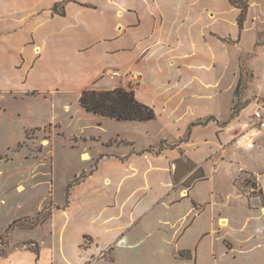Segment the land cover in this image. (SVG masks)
Listing matches in <instances>:
<instances>
[{"label":"crops","instance_id":"obj_1","mask_svg":"<svg viewBox=\"0 0 264 264\" xmlns=\"http://www.w3.org/2000/svg\"><path fill=\"white\" fill-rule=\"evenodd\" d=\"M241 13L230 0H0V93L47 94L55 111L62 108L75 120L77 110L85 111L80 104L85 90L125 88L157 115L148 122L99 116L100 125L122 122L148 139L99 138V145L89 147L97 157L95 168L68 184L67 201L46 220L47 236L31 239L34 249L28 245L1 255L0 264H92L99 253L128 241L136 221L159 209L176 214L167 221L171 229L200 218L208 202L195 191L202 181L212 183L218 169L236 165L234 188L243 172L264 178V169L253 170L243 160L251 152L256 160L262 157L264 134L252 151L228 146L263 107L256 104L243 124L233 106L239 86L229 48L241 46L247 25L240 26ZM260 39L257 51L264 50ZM111 71L137 73L141 82L132 88L129 78L111 77ZM253 71L257 88L263 86ZM51 120L59 123L56 114ZM115 138L121 142H111ZM220 186L211 185L212 194L221 193ZM187 200L192 204L182 215ZM263 248L260 259L239 264H264Z\"/></svg>","mask_w":264,"mask_h":264},{"label":"rangeland","instance_id":"obj_2","mask_svg":"<svg viewBox=\"0 0 264 264\" xmlns=\"http://www.w3.org/2000/svg\"><path fill=\"white\" fill-rule=\"evenodd\" d=\"M253 2L255 5H251ZM248 4L249 11L251 6L253 9L243 23L247 25L241 46L229 48L230 60L236 68L235 87L239 86L238 90L235 88L233 106L238 110L235 114L242 113L241 123L256 104L264 107V91L258 90L264 87V50L257 51L259 42L254 49L259 37L260 42L264 40V0H249ZM253 69L258 75L257 82L263 86L257 88ZM129 85L136 87L133 83ZM42 95L18 97L0 93V256L28 245L34 249L36 245L31 239L41 241L47 236L51 225L46 220L67 201L69 185L75 179L81 181L87 171L95 168L97 157L89 147L99 145V138L108 140L121 134L125 138L140 137V142L148 139L122 122L108 119L100 125L98 115L82 109L76 114V109H72L71 114L76 118L71 120L62 108L53 109L50 99L44 98L47 94ZM263 107L258 110L264 114ZM54 114L61 125L51 120ZM240 129L236 130V136ZM236 139L228 146L241 150ZM111 142L121 141L115 138ZM259 143L264 146V137ZM84 154H89L91 161L82 160ZM253 154L243 160L251 169L263 171L264 154L259 160L254 159ZM225 160L229 165L228 158ZM235 172L236 165L224 166L214 172L212 183L202 181L197 187L196 196L200 194L208 207L196 221L193 216L171 229L167 221L176 214L159 209L146 220L136 221L128 241L99 253L92 264H195L196 259L201 264L222 261L239 264L248 257L253 261L260 259L264 245L257 243L264 242V178L243 172L234 188L231 176ZM211 185L214 188L221 185L223 191L218 193L215 189L212 194ZM22 186L24 190L20 191ZM261 186L263 192L255 195L254 188ZM238 187L249 197L242 195ZM190 204L189 200L183 203L182 215ZM212 223L217 229L214 235ZM259 227L262 229L258 235ZM249 237L251 242L246 241Z\"/></svg>","mask_w":264,"mask_h":264},{"label":"trees","instance_id":"obj_3","mask_svg":"<svg viewBox=\"0 0 264 264\" xmlns=\"http://www.w3.org/2000/svg\"><path fill=\"white\" fill-rule=\"evenodd\" d=\"M230 1L242 10L239 20L242 27L248 13L249 0ZM80 104L87 113L118 121L148 122L157 117L154 108L140 102L133 90L125 88L104 91L85 90L80 98Z\"/></svg>","mask_w":264,"mask_h":264},{"label":"built area","instance_id":"obj_4","mask_svg":"<svg viewBox=\"0 0 264 264\" xmlns=\"http://www.w3.org/2000/svg\"><path fill=\"white\" fill-rule=\"evenodd\" d=\"M109 76L114 78L127 77L131 83L135 85H138L141 82V76L134 72L123 74L120 71H111ZM263 134L264 114L260 110H257L253 115V122L249 125L246 131L237 137L236 144H238L244 150L252 151L256 147L258 138Z\"/></svg>","mask_w":264,"mask_h":264},{"label":"bare ground","instance_id":"obj_5","mask_svg":"<svg viewBox=\"0 0 264 264\" xmlns=\"http://www.w3.org/2000/svg\"><path fill=\"white\" fill-rule=\"evenodd\" d=\"M84 161H89L91 159L90 155L89 154H84L83 157H82ZM24 188L23 187H20V191H23Z\"/></svg>","mask_w":264,"mask_h":264}]
</instances>
